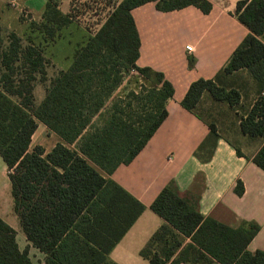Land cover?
I'll use <instances>...</instances> for the list:
<instances>
[{
  "label": "trees",
  "instance_id": "1",
  "mask_svg": "<svg viewBox=\"0 0 264 264\" xmlns=\"http://www.w3.org/2000/svg\"><path fill=\"white\" fill-rule=\"evenodd\" d=\"M147 2L162 12L193 6L207 14L211 9L210 0H117L113 5L110 0H70L63 14L56 0H48L41 21L30 23L44 42L56 40L71 23L88 33L69 68L51 79L46 70L52 63L41 46L24 43L14 32L4 40L0 27V158L8 170L21 230L45 254V264H108L107 253L143 209L102 173L109 176L135 158L167 116L165 103L173 96L162 73L136 66L139 36L131 10ZM99 8L103 16L92 26L81 19L99 16ZM235 16L249 33L213 79L189 85L181 106L204 121L199 108L205 95L237 106L239 90L222 85L221 77L247 70L257 97L239 118L238 129L261 139L252 162L264 171V0H239ZM128 72L152 85L142 84L139 92L130 91L106 107ZM37 82L44 86V97L36 105ZM39 123L65 144L56 143L48 153L41 146L29 149ZM234 191L243 193L240 181ZM150 209L165 224L139 252L148 264H264L263 251L247 249L259 230L256 224L231 228L203 217L197 199L180 195L173 183L163 187ZM0 264H33L1 217Z\"/></svg>",
  "mask_w": 264,
  "mask_h": 264
},
{
  "label": "crops",
  "instance_id": "2",
  "mask_svg": "<svg viewBox=\"0 0 264 264\" xmlns=\"http://www.w3.org/2000/svg\"><path fill=\"white\" fill-rule=\"evenodd\" d=\"M47 1L0 0L1 31L14 32L18 36L28 33L29 25L20 19L22 13L29 16V21L37 23L41 21ZM56 1L60 12L65 14L70 0ZM238 1L210 0L211 9L207 14L193 6L162 12L156 9L154 2L131 10L139 36L136 66L162 73L173 87V96L165 103L167 116L135 158L129 164L117 167L109 176L102 173L143 207L107 253L108 264H148L139 252L152 234L165 224L151 211L150 205L169 183L174 184L180 195L197 199V210L203 217H210L231 228L256 224L259 230L247 249L264 252V171L252 162L261 139L240 134L238 120L236 128L241 138L255 145L249 151L246 143L242 147L235 145L218 127L211 131L206 121L181 106L189 85L198 79H213L249 33L235 16ZM71 24L82 28L76 23ZM71 24L60 30V37L61 31ZM221 84L239 90V107H245L243 95L246 93H241L243 89L257 90L245 69L221 77ZM42 88L44 91V86ZM256 97L257 94L240 117L246 114ZM203 101L205 104L202 106L221 104L207 95ZM38 129L41 137L34 146H41L45 153L56 143L65 144L43 124L39 123L36 131ZM31 144L29 149L34 147ZM235 149H239L242 156H238ZM7 175V167L0 158V217L15 231L19 250L27 249L33 264H45V254L33 247L21 230L19 218L13 210ZM237 181L243 186L240 196L234 191ZM187 242L185 239L184 243Z\"/></svg>",
  "mask_w": 264,
  "mask_h": 264
},
{
  "label": "rangeland",
  "instance_id": "3",
  "mask_svg": "<svg viewBox=\"0 0 264 264\" xmlns=\"http://www.w3.org/2000/svg\"><path fill=\"white\" fill-rule=\"evenodd\" d=\"M83 0H76L77 3H82ZM111 5H113L117 0H110ZM102 5V4H101ZM100 5V7H101ZM100 8L98 9V15H89L85 14L81 17L82 20L86 22V24H89L92 26L91 23H96L102 16L103 12L101 13ZM105 12V11H104ZM24 15V17L22 16ZM21 15V20L26 21L29 25L28 33L23 34L20 36L24 43L31 42L33 44H37L41 46L43 54L50 58L52 64L49 66L46 70L47 78L51 79V76H54L58 71L60 70H67L71 64L72 56L74 53V49H76L78 46L82 45L87 37L88 33L82 29L76 26L75 24H71L69 27H67L65 30H62V36L58 37L53 42H44L43 36L36 30H31L30 23L33 21H29V16L27 14L23 13ZM26 15V16H25ZM23 17V18H22ZM90 18V19H89ZM40 22V21H39ZM37 22V23H39ZM80 26V25H79ZM10 33V32H9ZM8 33L1 31V36L5 40ZM56 41L55 44H53ZM53 44V45H52ZM137 76L134 72H128L124 75V78L122 80V83L119 85V87L114 91L112 94V97L108 102L106 103V107H108L109 103L117 100L118 98L124 97L128 92L134 91L139 92L140 85H146L150 86L152 83L149 80H141V78ZM34 88V102L40 103L44 96L43 91V85L39 82L35 84ZM227 86V85H225ZM247 87V86H246ZM242 94L246 93V96H244V106L246 107L249 102L256 96L257 90L250 91H241ZM205 104V101H204ZM245 107H239V105L230 108L225 104H217L215 107H209L204 105L203 107L199 108V113L201 116L209 123H213L216 127L219 128V130L228 137L235 145H238L242 147L245 145V143L248 146L249 151L252 150V148L255 146L254 144L247 143L244 138H241L239 135L236 125L240 118V113L245 112ZM236 111L238 113H236ZM106 111H102V114H106ZM97 121L96 118L94 119V122ZM40 130L35 132V134L32 137V144L31 147L36 145L35 143L37 140L41 137ZM44 138V137H43ZM45 139V138H44ZM47 141V139H45ZM75 146L72 145L70 148H73Z\"/></svg>",
  "mask_w": 264,
  "mask_h": 264
},
{
  "label": "built area",
  "instance_id": "4",
  "mask_svg": "<svg viewBox=\"0 0 264 264\" xmlns=\"http://www.w3.org/2000/svg\"><path fill=\"white\" fill-rule=\"evenodd\" d=\"M12 6H14V5H12ZM23 14V13H22ZM23 17H24V15H22ZM26 16V15H25Z\"/></svg>",
  "mask_w": 264,
  "mask_h": 264
}]
</instances>
